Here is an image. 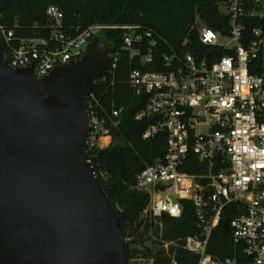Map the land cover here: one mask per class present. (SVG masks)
Segmentation results:
<instances>
[{
  "label": "built area",
  "instance_id": "obj_1",
  "mask_svg": "<svg viewBox=\"0 0 264 264\" xmlns=\"http://www.w3.org/2000/svg\"><path fill=\"white\" fill-rule=\"evenodd\" d=\"M220 9L229 17L228 34L200 21L193 28L202 44L226 52L218 56L209 51L201 57L190 50L173 51L164 56L166 71L146 69L154 63L152 48L145 54L134 48L144 37L134 26L111 27L124 30V50L141 58L142 66L130 70L128 83L137 95L147 97L146 108L136 118L154 119L143 138L167 134L165 155L137 175L134 188L149 195L144 215L154 220L180 217L182 200L192 202L201 233L188 236L183 247L199 256L198 264H264V0H229ZM46 14L53 29L49 37L20 38L14 29L0 25L4 58L13 67L33 68L40 78L79 60L98 33L108 28L94 25L73 36L62 30L64 14L57 5H49ZM184 44L192 47L189 41ZM119 56L120 52H111L106 75L115 73ZM87 104L88 148L104 147L120 111L101 112L96 92ZM191 155L208 163L207 173L184 170ZM230 203L240 209L231 221L237 254L220 260L208 247ZM170 245L175 243H165L166 248ZM130 264H155V258L139 256Z\"/></svg>",
  "mask_w": 264,
  "mask_h": 264
},
{
  "label": "water",
  "instance_id": "obj_2",
  "mask_svg": "<svg viewBox=\"0 0 264 264\" xmlns=\"http://www.w3.org/2000/svg\"><path fill=\"white\" fill-rule=\"evenodd\" d=\"M114 50L97 35L40 78L0 44V264H130L88 148L87 100Z\"/></svg>",
  "mask_w": 264,
  "mask_h": 264
},
{
  "label": "trees",
  "instance_id": "obj_3",
  "mask_svg": "<svg viewBox=\"0 0 264 264\" xmlns=\"http://www.w3.org/2000/svg\"><path fill=\"white\" fill-rule=\"evenodd\" d=\"M227 1L0 0V25L14 29L20 38L49 37L53 33L46 14L47 7L52 4L63 11L62 30L73 36L90 26L108 27L98 35L110 42L120 56L115 73L97 80L96 95L101 101V112L112 114L113 110H119L120 115L110 125V143L89 148V156L121 219L130 260L153 255L155 264H173V260L177 264H198L199 256L184 249L183 245L188 236L201 233V227L194 205L187 200H182L180 217L164 215L154 220L144 215L150 198L147 193L134 188L136 178L147 165L163 158L167 134L159 132L153 138H143L144 131L154 119L136 118L146 108L147 97L137 95L128 83L130 70L142 66L141 58H132L130 52L124 50V30L111 27L134 26L137 33L144 35L134 48H139L141 54L152 48L154 63L147 65L146 69L166 71L164 56L173 51L190 50L201 57L207 56L209 51H215L218 56L226 52L223 48L202 44L199 31L193 26L200 21L216 32L228 34L229 17L220 9V5ZM148 32L151 36L146 35ZM185 41H189L192 47L186 46ZM1 45L5 54L6 45L2 41ZM184 170L191 174L207 173L208 163L191 155ZM239 214L236 203H230L224 209L208 247V252L215 258L225 260L237 254L231 221ZM166 242L175 245L166 248Z\"/></svg>",
  "mask_w": 264,
  "mask_h": 264
},
{
  "label": "rangeland",
  "instance_id": "obj_4",
  "mask_svg": "<svg viewBox=\"0 0 264 264\" xmlns=\"http://www.w3.org/2000/svg\"><path fill=\"white\" fill-rule=\"evenodd\" d=\"M223 41H224V42H226V43H227V42H229V40H228V39H223ZM230 45H231V44H230ZM137 257H138V256H137ZM134 258H136V257H134ZM134 258H133V259H134ZM133 259H132V260H130V263H132Z\"/></svg>",
  "mask_w": 264,
  "mask_h": 264
}]
</instances>
